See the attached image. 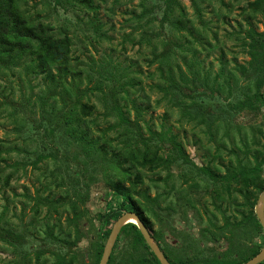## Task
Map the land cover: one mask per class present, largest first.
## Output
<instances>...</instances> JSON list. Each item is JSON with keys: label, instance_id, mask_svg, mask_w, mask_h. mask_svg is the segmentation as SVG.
<instances>
[{"label": "trees", "instance_id": "obj_1", "mask_svg": "<svg viewBox=\"0 0 264 264\" xmlns=\"http://www.w3.org/2000/svg\"><path fill=\"white\" fill-rule=\"evenodd\" d=\"M208 1L213 5L211 0ZM105 2L54 0L55 5L78 6L93 12L95 20H98L97 12ZM206 2L191 0L199 23L196 26L195 19L188 17L181 0H163L162 20L168 22L176 33L174 39L164 40L162 50H155L150 58L151 64L156 63L162 79L157 83L158 88L173 107L179 108V121L193 123V128H199L207 136L206 163L198 166L185 150L179 135L172 133L169 127L155 134L156 143L143 134L140 122L148 107L139 104V92L143 90L138 86L141 85L140 79L129 69L116 65L109 72L111 85L105 92L110 100L107 114L118 116L123 130L114 138H108L107 131L102 128L104 138L90 136L92 126L86 125L85 120L94 115L95 105L84 101L89 88L81 87L80 70L73 66L72 37L58 33L51 21L33 16L27 6L23 8L22 4L27 5L28 0H0L1 61L13 63L29 57L32 72L45 74L48 78V91L43 97L47 102L55 97L56 89L63 88V93L57 91L62 96V119L66 128L73 129L70 137L78 153L84 157L85 165L68 178L57 153L16 160L11 153L24 150L6 146L0 139V185L3 188L11 186V180L20 170L26 174L29 164L37 169L43 161L51 159L55 163L47 172L45 169L40 172L43 180L38 177L40 184L35 187L34 194H23L28 201L24 206L31 203L32 214L27 224L16 225L6 214L8 206L0 212V249L10 252L8 256L14 254L12 258L0 254V264L85 263L84 255L76 249L86 236L85 223L89 217L87 202L91 188L90 177L86 178L89 165L105 178L111 197L104 210L96 214L99 238L91 264H99L114 222L127 211L135 212L152 231L172 264H243L261 250L264 228L255 205L264 190V0H246L240 6L241 19L237 27L224 33L225 41L239 40L235 45L241 47V53L249 55L244 62L233 55V67H229L225 46L220 45L225 41H220L218 31L210 20L204 18V11L208 8ZM218 2L226 12H231L230 2ZM142 4V11L134 14L138 20L149 12V6L145 2ZM220 7L213 5L212 12L218 20L226 23L227 13H223ZM256 23L262 24V28L258 29ZM208 30L213 32L215 43L209 41ZM217 49L221 50L217 56L219 67L214 69L212 60L206 66V58ZM202 54L203 58L200 57ZM69 78L73 80L68 81ZM128 103L134 107L133 119L126 113ZM242 114H249L255 122L239 120L238 116ZM92 118L91 125L96 123ZM76 121L82 126H74ZM115 127L116 124L108 126L109 129ZM115 138L116 143H113L111 140ZM24 152L27 156L34 155L35 148ZM63 157L72 159L66 153ZM174 165L189 166L178 175L182 178L181 184L187 185L177 187L174 182V191H178L176 202L162 206L160 194L169 197L171 191L151 196L152 185L145 184V174H157V179H161L160 173L165 171L169 175L166 181H169L173 177ZM194 166L203 183L189 174ZM201 191L209 200L202 199L204 194H200ZM190 208L196 210L195 219L201 225V236L212 245H201L203 241L191 238L187 231H180L183 234L180 242L171 243L165 237L169 218L182 211L188 219L186 214ZM162 210L166 211L165 217ZM156 222L160 226L157 227ZM30 237H39L41 243L52 240L57 247L41 245L31 250L25 247ZM221 241H225L224 249L218 248ZM107 264L162 263L137 224L130 221L122 226ZM259 264H264V260Z\"/></svg>", "mask_w": 264, "mask_h": 264}, {"label": "rangeland", "instance_id": "obj_2", "mask_svg": "<svg viewBox=\"0 0 264 264\" xmlns=\"http://www.w3.org/2000/svg\"><path fill=\"white\" fill-rule=\"evenodd\" d=\"M211 1L216 8L220 7L219 0ZM144 2L149 6V12L145 18L138 20L134 14L142 11V3ZM181 2L187 10L188 17L194 18L195 25L199 26L191 0H181ZM227 2H230L228 3L231 6L230 13L226 12L225 7H220L223 13H227L226 23L217 19V16L212 12L213 5H209L208 0L206 2L208 8L204 11V18L210 20L212 27L218 31L220 41H225L224 33L226 30L237 27V22L241 19L240 6H243L246 0H227ZM163 4V0H106L97 12L98 20H95L93 12H87L78 6L55 5L54 0H28V4H22V7L26 8L27 6L28 11L33 16L54 23L58 33H67L72 37L73 66H78L80 70L81 87L83 89L89 88L84 101L95 105L94 115L90 117L95 118L96 123L91 125L90 117L85 120L86 125L92 126L89 131L90 136L104 138L101 130L105 129L108 138H114L119 136V131L123 130V125L119 123L118 116L112 113L107 114L110 100L106 97L105 92L111 85L109 72L113 70L112 66L116 65L118 68L129 69L131 74L140 79L141 85L138 86H142L143 90L139 92L141 94L139 104L145 108L148 107L143 112L140 122L143 134L147 137L150 136L151 141L156 143L158 138L155 134L167 130L169 127L172 133L179 135V140L183 142L192 161L200 166L206 163L207 136L203 135L199 128H193V123L179 121V108L173 107L165 99L164 93L157 86V83L162 82V79L156 68V63H150L153 52L155 50L161 51L162 42L170 37L174 39L176 33L168 22L162 20L164 15ZM256 26L258 29L262 28V24L256 23ZM208 39L215 43L211 30H208ZM238 43L239 40L232 38L220 44L224 45L225 50H227L226 56L230 59L229 67L234 66L233 55H236L238 61L241 62L249 59V55L241 53V47L235 45ZM220 51L217 49L211 52L206 58L205 65H209L212 60L214 69H217L219 67L217 56H219ZM202 56L204 54L200 55L201 58H203ZM29 66V57L21 58L13 63L2 62L0 59V103L2 102L0 139L6 146H17L24 151L35 148L34 155L30 156H27L24 151L11 153L12 158L16 160L34 159L39 154L48 152L57 153L58 159L61 160L62 169L67 170V172L64 171V174L70 178V174H76L77 170L80 169L79 167L82 165L83 169L85 165L83 164L84 157L78 153L76 145L72 143L70 134L73 129L66 128L62 119L63 111L61 112L62 103L60 101L62 96L57 94V91L63 93V88L56 89L53 93L55 97L47 102L43 97L48 91V78L46 79L45 74L33 73ZM72 80L73 78L68 79V81ZM127 109L128 112L126 111V113L129 118L133 119L135 114L131 103H128ZM166 116L168 117L166 118ZM238 118L243 122H255V119H252L249 114L239 115ZM74 124L77 127L82 126L78 121ZM112 124H116V129L108 128ZM100 128L102 129L100 130ZM116 139L111 141L116 143ZM65 153L72 159H65L63 157ZM53 166L55 163L51 159L48 162L43 161L37 169L29 164L27 165V173L24 174L20 170L17 176L11 180L9 188H3L0 185V212L5 206H8L6 214L16 225L20 226L22 222L27 224L32 214L31 203L26 207L24 206L25 203L28 204V201L23 194L25 192L34 194L35 187L40 184L38 181L40 172L44 169L47 172ZM188 168V165L183 168L174 165L172 167L173 177L169 181H166L169 175L165 171H161V179H157V174L146 172L145 184L150 183L152 185L149 191L151 196L160 192L166 194V190H170L171 195L169 197L160 194V203L162 206H166L176 202L178 191H174V182L177 187L186 186V183L181 184L182 178L178 175ZM98 171L91 165L87 167L86 171V178L90 177L88 182L91 188V197L87 202L89 217L85 223L86 236L79 242L76 249L84 255V264H91L94 246L99 238L97 231L99 223L96 214L104 210L111 198L105 178ZM189 174L203 183L196 166L191 168ZM41 180H43L42 177ZM200 194H204V191H201ZM202 199L209 200V197L204 194ZM210 207L212 208V205ZM161 214L165 217L166 211L162 210ZM186 215L188 219L185 218L182 211H179L169 218L170 225H165V237L171 243L180 242L183 239V234L180 231H187L191 238H200L203 241L201 245H206L208 242L200 233L201 225L195 219L196 210L190 208ZM204 221L206 223V219ZM156 226L160 225L156 222ZM150 232L152 233V231ZM35 238L30 237L25 247L31 250H35L41 245L57 247V244L52 240L47 239L41 243L39 237ZM208 244L212 245V242ZM217 245L220 249H224L226 246L225 241H221ZM8 253L10 252L0 249L2 257L8 256ZM12 256L14 254H9L8 257L12 258Z\"/></svg>", "mask_w": 264, "mask_h": 264}, {"label": "water", "instance_id": "obj_3", "mask_svg": "<svg viewBox=\"0 0 264 264\" xmlns=\"http://www.w3.org/2000/svg\"><path fill=\"white\" fill-rule=\"evenodd\" d=\"M255 211L257 214V217L260 220V223L262 224L264 228V190L259 195V198L257 200ZM134 221V223L137 224L139 229L141 230L144 238L146 239L147 243L153 250V252L156 254L158 259L161 261L162 264H172L169 259L164 254L161 247L156 242L155 238L153 237L150 230L146 227L144 222L140 219V217L132 211H127L124 214H122L113 224V227L111 229V232L108 236V239L104 246V251L101 257V260L99 264H107L108 260L110 258L111 252L113 250V247L115 245V242L117 240V237L120 233V230L124 224L130 221ZM264 260V245L261 248V250L252 258H250L248 261L244 262L243 264H259L261 261Z\"/></svg>", "mask_w": 264, "mask_h": 264}]
</instances>
